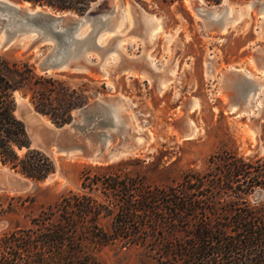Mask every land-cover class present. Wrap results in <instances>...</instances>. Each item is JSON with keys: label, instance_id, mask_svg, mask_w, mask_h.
Instances as JSON below:
<instances>
[{"label": "rangeland", "instance_id": "374dc122", "mask_svg": "<svg viewBox=\"0 0 264 264\" xmlns=\"http://www.w3.org/2000/svg\"><path fill=\"white\" fill-rule=\"evenodd\" d=\"M216 1L100 0L96 11L116 7L107 24L113 31L101 39L103 48L90 51L101 72L42 71L40 61L54 43L41 39L30 47L32 34L0 49L11 69L14 62L22 69L33 68L32 82L36 77L56 81L69 89L74 102H84L71 109L64 125H90L88 120L96 113L88 105L119 97L114 119L120 130L112 129L111 147L119 143L128 149L104 163L49 154L36 145L39 135L28 124L37 120L60 126L33 107L30 97L37 91L35 85L16 91V114L25 123L30 147L49 155L56 168L36 181L0 160V242L16 232L24 245L29 233L35 236L42 231L38 225L49 207L70 193H87L107 203L106 183L113 177L167 188L185 175L207 173L211 157L219 153L249 161L264 158V0ZM131 62H138L142 72H121ZM245 75L252 78L246 81ZM100 124L96 121L97 128ZM86 169L89 178L84 187ZM252 198L264 199V189L256 190ZM57 215L58 211L53 216ZM113 219L112 215L100 219L110 234ZM123 236L93 248L100 264L156 263L146 246L128 244Z\"/></svg>", "mask_w": 264, "mask_h": 264}, {"label": "trees", "instance_id": "16d2710c", "mask_svg": "<svg viewBox=\"0 0 264 264\" xmlns=\"http://www.w3.org/2000/svg\"><path fill=\"white\" fill-rule=\"evenodd\" d=\"M22 1L83 14L96 0ZM12 65L0 55V160L41 181L55 171V162L30 147L25 123L16 114L15 92L35 85L30 102L57 126L69 122L71 109L84 102H74L56 81L36 77L32 82L33 68ZM210 163L207 173L185 175L167 188L113 177L106 183L107 203L70 193L49 207L38 225L42 231L35 236L28 231L24 245L16 232L1 240L0 264H100L93 248L120 234L128 244L146 246L155 264H264V199L252 198L264 189V158L219 153ZM86 174L84 187L88 169ZM104 215L114 217L113 234L100 225Z\"/></svg>", "mask_w": 264, "mask_h": 264}, {"label": "water", "instance_id": "95a60500", "mask_svg": "<svg viewBox=\"0 0 264 264\" xmlns=\"http://www.w3.org/2000/svg\"><path fill=\"white\" fill-rule=\"evenodd\" d=\"M99 5L100 0H96L84 14L75 15L69 11L52 13L42 9L40 5L30 8L11 0H0V49L18 44L24 37L32 34L34 42L30 47H34L41 39L54 43L51 51L40 61L42 71L101 72L100 65L92 63L90 51L103 48L99 39L103 33L112 29L107 24L116 7L113 5L96 11L95 6ZM140 67L138 62H131L121 72L141 73ZM244 79L250 80L249 77ZM119 101V97H105L88 105L86 108L96 113L95 118L88 120L90 125L72 123L52 127L33 120L28 127L36 130L39 135L36 145L51 155L81 157L95 163L108 162L128 150L119 143L111 147L112 129L120 130L118 120L114 119L115 106ZM233 107L231 105L230 109ZM96 121L101 123L99 128Z\"/></svg>", "mask_w": 264, "mask_h": 264}, {"label": "bare ground", "instance_id": "6f19581e", "mask_svg": "<svg viewBox=\"0 0 264 264\" xmlns=\"http://www.w3.org/2000/svg\"><path fill=\"white\" fill-rule=\"evenodd\" d=\"M229 12V9L227 8V13ZM218 15V14H217ZM216 14L215 15H213V16H217ZM224 25V24H223ZM117 29H118V25H116V27H114V31H117ZM113 31V29H111L110 31H108V32H105V33H103L101 36H100V39H99V41L101 42V39L104 37V36H107L109 33H111ZM245 77H249V76H247V75H245ZM250 79L252 78V77H249Z\"/></svg>", "mask_w": 264, "mask_h": 264}]
</instances>
